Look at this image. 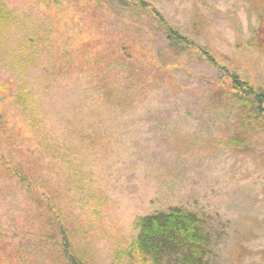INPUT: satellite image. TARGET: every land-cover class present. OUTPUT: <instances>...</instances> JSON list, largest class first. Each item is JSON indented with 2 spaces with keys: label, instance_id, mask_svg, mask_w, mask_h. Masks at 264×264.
Returning <instances> with one entry per match:
<instances>
[{
  "label": "rangeland",
  "instance_id": "obj_1",
  "mask_svg": "<svg viewBox=\"0 0 264 264\" xmlns=\"http://www.w3.org/2000/svg\"><path fill=\"white\" fill-rule=\"evenodd\" d=\"M4 7L0 264H151L130 252L138 219L175 207L203 220L211 264H264V129L204 56L264 89V0Z\"/></svg>",
  "mask_w": 264,
  "mask_h": 264
},
{
  "label": "trees",
  "instance_id": "obj_2",
  "mask_svg": "<svg viewBox=\"0 0 264 264\" xmlns=\"http://www.w3.org/2000/svg\"><path fill=\"white\" fill-rule=\"evenodd\" d=\"M157 14L158 12L155 11L154 15L157 16ZM3 15L9 17V12L6 11L5 7L0 9V22L3 20ZM173 36L178 42H187L186 38L178 37L175 33ZM173 38L171 37V39ZM260 38L261 30L258 28L254 31L253 38L247 47L259 48ZM25 54H27V50L24 51L23 56ZM21 56L16 55L11 60L15 72L20 67L21 73L19 76L22 78L24 72L27 71L26 62L32 61V56L29 54L26 62L22 60ZM204 56L223 74L225 90L231 95L229 100L232 103V108L237 111L238 116L240 115L244 119L242 124L245 125L247 121L251 125L250 119H254L264 129V89L261 87L255 88L247 82H243L208 53L204 52ZM60 58L64 59L63 56H60L57 60ZM17 60L22 64H19ZM16 66L18 69H16ZM65 72H67L65 67L62 69L54 68L51 74L59 77L61 73ZM21 81L26 83L19 86L17 100H22L23 107L27 108V103L31 97V84L23 78ZM220 92L222 93V91L218 93ZM137 225L139 234L130 247V252L139 255L144 262L151 261V264H211L207 258L210 253L211 235L203 229L204 222L196 213L175 207L169 209L168 212L142 217L138 219ZM63 242L66 246L67 241L65 238H63ZM72 264H76V262L72 260Z\"/></svg>",
  "mask_w": 264,
  "mask_h": 264
}]
</instances>
